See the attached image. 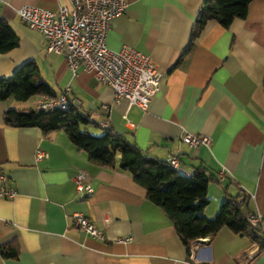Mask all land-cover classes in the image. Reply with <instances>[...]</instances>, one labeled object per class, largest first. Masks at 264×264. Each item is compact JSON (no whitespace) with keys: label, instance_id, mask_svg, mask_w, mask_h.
Masks as SVG:
<instances>
[{"label":"crops","instance_id":"1","mask_svg":"<svg viewBox=\"0 0 264 264\" xmlns=\"http://www.w3.org/2000/svg\"><path fill=\"white\" fill-rule=\"evenodd\" d=\"M203 1L126 0L125 10L112 18L106 47L144 53L163 73L146 111L114 102L111 88L81 65L73 73L61 55L44 50L41 34L16 12L23 5L55 10L67 0H0V17L18 35V45L0 53V77L34 59L53 94L69 87V96L99 134L100 121L108 118L109 128L146 154L175 157L179 173L188 176L197 167L211 173L207 217L218 211L225 194L238 193L245 195L244 217L264 214V0H251L245 17L227 27L208 21L183 53ZM39 97L0 100V172L15 189L13 197H0V245L13 243L17 250L15 257L0 256V264H264L259 236L222 227L186 247L130 175L90 162L62 130L45 134L37 127L4 124L6 109H34ZM102 105L110 107L108 114ZM184 131L208 135L209 148L181 142ZM37 150L45 156L36 159ZM80 171L92 187L89 195L74 189ZM75 212L102 229L105 238L77 229Z\"/></svg>","mask_w":264,"mask_h":264},{"label":"trees","instance_id":"2","mask_svg":"<svg viewBox=\"0 0 264 264\" xmlns=\"http://www.w3.org/2000/svg\"><path fill=\"white\" fill-rule=\"evenodd\" d=\"M251 0H204L194 17L188 45V52L206 23L214 20L227 27L233 19L244 18ZM18 45V35L12 25L0 17V53ZM54 96L51 87L40 77L37 63L29 59L19 65L9 76L0 77V100L8 97L23 102L32 96ZM4 124L11 127H37L43 133L62 130L72 145L85 152L87 159L101 167L127 173L133 181L146 191V199L157 205L170 220L184 246L193 240L215 234L227 227L237 235L256 238L258 233L245 220L241 210L245 195L225 194L218 211L207 217L204 211L208 205L207 185L211 173L197 167L186 176L172 168L167 160L152 157L127 139L125 134L113 129L101 128L93 135L88 126L97 127L80 106L67 109L54 108L36 111L32 108L18 110L8 108L3 113ZM17 250L13 243L0 245L1 257H15Z\"/></svg>","mask_w":264,"mask_h":264},{"label":"built area","instance_id":"3","mask_svg":"<svg viewBox=\"0 0 264 264\" xmlns=\"http://www.w3.org/2000/svg\"><path fill=\"white\" fill-rule=\"evenodd\" d=\"M67 5H58L55 10L36 6L23 5L17 9L19 19L30 29L38 31L44 40L47 53L61 55L66 66L75 73L81 65L93 73L94 78L113 92V101L124 100L127 108L135 106L146 111L152 95L159 89L163 73L154 65L150 57L133 48L123 46L111 50L105 45V36L112 18L122 13L126 0H67ZM70 88L66 87L60 94L40 96L34 105L36 111H48L54 108L67 109L79 105L76 98L69 96ZM108 114L110 107L101 106ZM101 128H107L108 118L100 121ZM181 142L190 147L203 145L209 148L211 139L205 134H194L184 131ZM45 156L37 150L35 158ZM172 168H177L178 161L170 156L167 159ZM224 172L220 170V178ZM74 189L80 195H89L92 187L86 180L83 171L74 178ZM15 189L6 184V176L0 172V197L11 198ZM73 225L80 231L95 239H104L105 234L83 214L71 215ZM247 223L257 230L259 239L264 242V214L249 213L245 216ZM127 238L119 239L125 241Z\"/></svg>","mask_w":264,"mask_h":264},{"label":"rangeland","instance_id":"4","mask_svg":"<svg viewBox=\"0 0 264 264\" xmlns=\"http://www.w3.org/2000/svg\"><path fill=\"white\" fill-rule=\"evenodd\" d=\"M88 130H89V132H90L91 134H93V135H98V134H99V131H100L99 128H97V127H93L92 125H89V126H88ZM212 198H213V197H212Z\"/></svg>","mask_w":264,"mask_h":264}]
</instances>
